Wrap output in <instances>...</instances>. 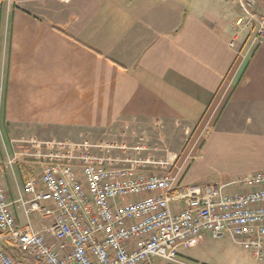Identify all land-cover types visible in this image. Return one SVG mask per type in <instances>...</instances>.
<instances>
[{"label": "crops", "instance_id": "obj_1", "mask_svg": "<svg viewBox=\"0 0 264 264\" xmlns=\"http://www.w3.org/2000/svg\"><path fill=\"white\" fill-rule=\"evenodd\" d=\"M239 13L237 0H0V184L18 225L48 224L21 202L53 130L147 136L159 150L144 158L175 156L183 185L233 191L264 172V46L243 55Z\"/></svg>", "mask_w": 264, "mask_h": 264}, {"label": "built area", "instance_id": "obj_2", "mask_svg": "<svg viewBox=\"0 0 264 264\" xmlns=\"http://www.w3.org/2000/svg\"><path fill=\"white\" fill-rule=\"evenodd\" d=\"M237 3L235 25L253 32L244 42L249 55L264 46V0ZM101 144L47 147L40 188L27 183L32 197L21 202L27 219L38 212L48 220L44 231L18 225L0 184V242L16 252L13 257L0 243V264H151L152 258L196 264L182 260L179 248L197 246L203 235L230 237L264 264V172L230 183L233 191L183 185L137 170L126 158L120 168L104 154L115 147Z\"/></svg>", "mask_w": 264, "mask_h": 264}, {"label": "rangeland", "instance_id": "obj_3", "mask_svg": "<svg viewBox=\"0 0 264 264\" xmlns=\"http://www.w3.org/2000/svg\"><path fill=\"white\" fill-rule=\"evenodd\" d=\"M243 55H245V50L243 52ZM249 56V55H248ZM76 132H80L77 135L74 136H60V132L52 131L51 136H49L50 142L58 143V142H68V143H75L80 141L87 140V134L85 130H75ZM90 135V134H89ZM88 135V136H89ZM140 138L134 142V144H127L124 142V140H116L107 137H102L101 145H112L115 148L109 149L110 152H104L105 155H109L112 159L116 158V165L120 168L127 166L128 163L125 162V158L132 160L134 167H138L137 170H143L144 173H152L156 175L166 176L170 177L173 176L176 180L179 179V181L184 178L185 172H182L180 174V170H177L175 174H172V169L175 164V156H170L169 159H162L159 161L155 160H147L146 152L147 150L152 148H157L159 150V145L154 144L153 146L150 144L151 140L147 136H139ZM79 140V141H76ZM87 141L91 145L92 144L91 139H88ZM82 142V143H83ZM80 144V143H75ZM95 148H89V150H94ZM171 148V150H173ZM57 150L56 146L52 147V151ZM164 151H166V146L164 147ZM80 151L75 152V154H79ZM144 153V154H143ZM159 162V164H158ZM184 162H182L183 165ZM40 168L41 172V166H38V169ZM40 172L38 174V178L40 177ZM178 178H177V177ZM192 176V172L188 174V177ZM187 177V178H188ZM194 178V177H190ZM209 183L210 180H207ZM197 183V184H196ZM204 181H199L190 184V185H200L203 186ZM214 183V182H212ZM211 182L209 184H212ZM48 205V203H46ZM29 220L30 223L36 227V226H44V224L47 222V219H44L41 217V215L38 212H31L29 214ZM2 237H0V241H2ZM2 243L3 249H5L10 255L13 257H16V252L13 248H9V246H6L3 242ZM179 255L180 258L186 262H193L196 264H203V263H209V264H263L261 261L255 260L251 254L243 250L240 246H238L230 237H222L220 239H212L208 235H203L201 237L200 243L192 248H179ZM202 262V263H201ZM151 264H165L162 261L158 260L157 258L151 259Z\"/></svg>", "mask_w": 264, "mask_h": 264}]
</instances>
